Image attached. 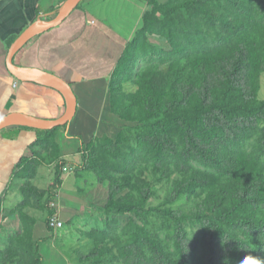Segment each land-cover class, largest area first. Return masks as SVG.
<instances>
[{"label":"trees","instance_id":"obj_1","mask_svg":"<svg viewBox=\"0 0 264 264\" xmlns=\"http://www.w3.org/2000/svg\"><path fill=\"white\" fill-rule=\"evenodd\" d=\"M147 3L109 77V107L123 123L114 137L96 136L80 147V166L97 181L89 201L106 218L102 227L83 233L93 246L78 251V260L242 264L255 257L264 264V99L258 97L264 0ZM149 36L164 38L169 49ZM139 61L145 65L138 67ZM65 126H17L36 136L32 155L13 171L22 180L13 210L21 227L0 247V264H42L33 211L45 212L53 230L47 222L56 211L49 201L66 163L56 137ZM52 161L53 182L40 187L38 169ZM163 181L170 183L165 201L185 195L188 209L151 204ZM190 224L198 234L189 232Z\"/></svg>","mask_w":264,"mask_h":264},{"label":"crops","instance_id":"obj_2","mask_svg":"<svg viewBox=\"0 0 264 264\" xmlns=\"http://www.w3.org/2000/svg\"><path fill=\"white\" fill-rule=\"evenodd\" d=\"M64 1L0 0V117L23 112L50 119L64 112V99L57 90L40 83L22 81L10 72L6 45L8 39L16 38L34 21L52 19ZM147 8V0H84L61 23L33 37L21 56L13 60L16 65L39 69L62 78L71 85L76 97L75 115L58 130L56 137L59 156L66 163L62 183L57 188L58 205L54 209L64 221L65 228L49 230L42 213L33 211L36 217L34 239L47 242L46 251L40 249L38 243L42 264H81L79 260L75 263L74 260L69 261L62 251L65 244L72 242L67 237L66 223L70 224L82 209L95 207L88 195L96 188L97 181L86 192L78 186L79 179H88L80 166V147L96 136L107 134L114 137L123 123L109 107V77L126 43L141 26ZM35 136V130L26 127L10 126L0 130L2 206L7 204L4 195L9 191L11 182L14 180L19 186L22 182L13 175V171L23 156L32 155L31 145ZM70 143L76 144L77 149L73 150ZM42 166L35 180L40 176ZM37 214L42 221L39 229ZM70 251L74 252L72 249Z\"/></svg>","mask_w":264,"mask_h":264},{"label":"rangeland","instance_id":"obj_3","mask_svg":"<svg viewBox=\"0 0 264 264\" xmlns=\"http://www.w3.org/2000/svg\"><path fill=\"white\" fill-rule=\"evenodd\" d=\"M149 40L152 43L157 44L159 47H162L164 49H169L168 43L162 37L149 36ZM144 65H145L144 61H139L138 67ZM259 84H260V88L258 92V97L264 99V73L260 74ZM125 90L127 92H130L132 90L131 86L126 84ZM69 146L73 150L77 149V146L74 143H70ZM54 165L55 162L53 163L47 162L41 167L40 176L36 180L39 186L46 188L52 184L54 179ZM67 169L70 170V167H68ZM73 170L74 169H71V171ZM84 175L88 179L87 180H84L82 178L79 179L78 186L84 189V191L86 192L91 187V184L95 182L96 177L90 171H85ZM169 185L170 183H167L165 181L157 183L155 185L156 194L155 197L152 199L151 204L153 206L157 205L159 207L170 206L173 209H178V208L184 210L188 209L191 203L190 200L187 199L185 195H182L174 202L165 201L166 195L168 194L169 191L168 189ZM4 197H6L7 204L4 206H2V204L0 205V247H4V245L7 242V236L9 234L13 233L14 231H16L21 227V222L17 212H13L14 207L21 198L19 192V184L14 183L13 180V182H11L9 191L4 195ZM41 213L44 220L47 214L45 212H41ZM105 218H106V214L103 212V210H101L100 208L92 207L91 210L88 208L82 209V211H80L77 215L73 217L72 222L70 224L66 223V228L68 229L67 237H69V239L72 242H70L71 244L69 245L65 244V247L62 249V251L65 252V255H67L69 261L74 260L75 263V261L78 260V254H77L78 251L82 253H87L90 250V248L93 246V241L85 237L83 233L93 228L102 227L104 225ZM37 219H38L37 226L39 229V227L42 225L41 217L39 216V214H37ZM120 220H121L120 222L121 225L123 219L120 218ZM188 229L190 233L198 234L197 226L195 225L191 226L190 224ZM39 243H40V249L46 251L45 245L47 242L44 241L43 239H40ZM71 249L74 250V252L70 251ZM81 264H86V263H81Z\"/></svg>","mask_w":264,"mask_h":264},{"label":"water","instance_id":"obj_4","mask_svg":"<svg viewBox=\"0 0 264 264\" xmlns=\"http://www.w3.org/2000/svg\"><path fill=\"white\" fill-rule=\"evenodd\" d=\"M83 0H65L50 20H36L28 25L9 45L7 50V65L10 72L22 81L40 83L57 90L65 103L64 112L55 118L45 119L23 112H12L0 117V130L10 126H27L35 129H52L67 125L76 111V97L71 85L53 73L34 68H26L13 63L14 55L33 37L42 31L61 23L71 11Z\"/></svg>","mask_w":264,"mask_h":264},{"label":"built area","instance_id":"obj_5","mask_svg":"<svg viewBox=\"0 0 264 264\" xmlns=\"http://www.w3.org/2000/svg\"><path fill=\"white\" fill-rule=\"evenodd\" d=\"M16 85V83H14ZM54 197L49 201V206L52 208H57L58 202L56 201L57 199V189L54 190ZM48 225L53 229L57 230L60 229L64 226V221L60 219L58 214L55 212L53 215L48 217Z\"/></svg>","mask_w":264,"mask_h":264},{"label":"clouds","instance_id":"obj_6","mask_svg":"<svg viewBox=\"0 0 264 264\" xmlns=\"http://www.w3.org/2000/svg\"><path fill=\"white\" fill-rule=\"evenodd\" d=\"M242 264H261V261L255 257H248L242 262Z\"/></svg>","mask_w":264,"mask_h":264}]
</instances>
